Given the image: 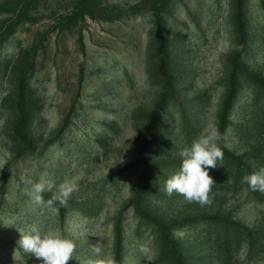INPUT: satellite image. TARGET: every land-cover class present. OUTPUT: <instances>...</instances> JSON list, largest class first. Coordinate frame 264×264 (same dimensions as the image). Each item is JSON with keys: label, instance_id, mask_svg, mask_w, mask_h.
<instances>
[{"label": "rangeland", "instance_id": "374dc122", "mask_svg": "<svg viewBox=\"0 0 264 264\" xmlns=\"http://www.w3.org/2000/svg\"><path fill=\"white\" fill-rule=\"evenodd\" d=\"M209 124L211 203L167 195ZM261 167L264 0H0V264H42L18 245L33 226L75 242L68 264H264V193L242 182Z\"/></svg>", "mask_w": 264, "mask_h": 264}, {"label": "clouds", "instance_id": "9594fccd", "mask_svg": "<svg viewBox=\"0 0 264 264\" xmlns=\"http://www.w3.org/2000/svg\"><path fill=\"white\" fill-rule=\"evenodd\" d=\"M222 139L219 128L214 124H209L201 134L193 140L190 147L184 148L180 152L182 164L180 170L173 174L165 183V191L171 196L173 193L179 194L188 202H197L201 205L210 204L209 197L214 179L209 175V169H215L218 161L224 158V152L218 142ZM24 194L37 205L44 204L42 193L45 191L46 181L34 183L31 180H24ZM252 191L264 193V167L242 178ZM79 191L76 182L66 179L59 185L58 195H54L46 203L52 205L55 201L65 204L73 193ZM20 232V231H19ZM18 245L27 253L42 261V264H68L73 259L76 249L75 242L64 237L59 232H47L41 234L37 227L33 226L28 234L20 232ZM141 253L149 254L151 249L145 245H140ZM96 256L101 254V248L93 247ZM87 264H114L111 259H90Z\"/></svg>", "mask_w": 264, "mask_h": 264}]
</instances>
